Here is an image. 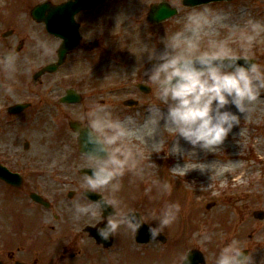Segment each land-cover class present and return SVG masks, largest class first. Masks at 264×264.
Returning <instances> with one entry per match:
<instances>
[{"label":"rangeland","instance_id":"374dc122","mask_svg":"<svg viewBox=\"0 0 264 264\" xmlns=\"http://www.w3.org/2000/svg\"><path fill=\"white\" fill-rule=\"evenodd\" d=\"M44 1L51 0H0V23L31 24V18L28 19L31 7ZM160 1L118 0L117 5L111 6L110 9L103 8L115 18V21L108 24L111 33L118 30L119 33L99 41L98 59L94 61V65L88 62L81 66L80 78L70 74L69 78L60 80L63 87L58 90V96H62L68 86L72 85L83 95L84 101L80 105L64 107L61 105V108L53 104L48 113L37 117L31 125L35 137L33 134L29 136L36 140V151H24L22 147L19 148L18 157L21 161H39V166H44L43 170L49 173L48 177L57 181L66 177L68 179L78 177L84 182L85 179L78 175V170L88 167V162L78 153L76 138L68 128L69 120L64 113L67 112L70 119L85 122L82 117L92 105L106 103L110 106L113 116L124 121L129 128L144 126L149 118L148 105L152 102L161 103L155 97L156 85L147 80L146 75L158 61L150 60L148 54L155 52L158 56L164 49L165 38H171L173 33L185 27V17L190 12L208 9L217 17L212 25L206 26L199 33L197 51L211 50L214 42H224L226 47L237 54H243L245 49L242 48V44L245 43V37L258 31L259 34L256 35L251 48L247 49V53L258 63L264 64V28L257 30L252 27L257 22L264 25V0H235L195 8L183 7L181 0H166L177 8L178 14L158 24L147 22L149 6ZM4 14L7 19L3 18ZM103 24H106L105 20ZM188 33L191 32H186V35ZM34 35L36 27L27 25L24 36ZM55 78L59 82V77ZM42 80L49 82L50 77H44ZM138 82H143L150 90L147 93L141 92L134 87ZM127 99L138 100L136 105L139 107L126 108L123 101ZM229 107L236 111L234 106ZM37 113L38 111L34 116ZM29 137L24 135L23 139ZM157 139L160 140L158 152L154 150L155 140L148 135L133 134L128 138V143L143 152L144 173L142 175L127 173L122 178L125 183L121 186L129 190L133 197L132 200L119 198L126 205L121 208L125 211L132 210L141 202L142 208L148 213L144 216L148 224L157 222L158 217L154 218L150 213L153 210L158 212L166 202L180 206L176 218L163 230L171 236L168 241L172 238L177 241L176 245L169 247V253L159 250L157 246L153 256L158 261L162 260L164 264L174 248H179L178 251L188 247L194 248L197 245L196 241H199L200 250L206 253V261L215 264L219 248L228 240L235 239L240 247L251 253L253 264H264V218L256 219L252 216L254 211H264V101L261 105L254 102L250 110L241 117L239 126L234 127L224 143L208 154L200 149H197L195 154L192 153V146L181 138L178 141L182 151L165 156V153L169 152V146L176 140L175 134L162 132ZM196 160L210 164L209 168L194 169ZM184 164L186 165L184 172L175 171L174 167ZM21 171L24 177L31 175L24 167ZM224 171L226 172L223 173ZM67 178L65 181L69 182ZM129 181L130 183L135 181L136 185L128 186ZM166 182L172 186L170 194L164 190L163 185ZM51 183L56 184L53 181ZM149 185H151V190L147 192L151 195L149 199L136 201L135 199L141 197L138 196L139 193L141 194ZM66 188L72 189L73 186L69 185ZM69 191L66 193L67 196ZM119 193L129 196L120 189ZM8 201L11 202L10 199ZM209 203L214 204L207 210L206 205ZM17 215L14 221H10L8 217L2 220L4 226L2 234L9 236L12 246L20 243V240L13 236V231L17 227ZM22 219H28L26 213ZM35 222L39 223L37 219ZM32 223L33 220L28 224ZM39 232L48 233L44 230L28 233L30 237L27 238L25 247L49 259L46 255L49 253L52 257V252L56 249L46 234L40 235V240L45 241L48 247L44 250L38 248L37 246L42 245H36L31 237L38 235ZM55 232L58 233L55 238L59 237L60 232ZM202 232H207L211 238L200 240L198 235ZM119 244L117 249L125 253L127 259V263L121 264H146L145 261L136 260L130 253L133 246L130 237L119 238ZM133 248L136 255H141L137 254L138 248L135 246ZM178 251L171 252L173 259ZM119 254L117 252L116 256ZM57 255L52 260L58 261ZM57 261L55 263L58 264ZM62 264H66L65 259ZM108 264L117 263L110 261Z\"/></svg>","mask_w":264,"mask_h":264},{"label":"clouds","instance_id":"9594fccd","mask_svg":"<svg viewBox=\"0 0 264 264\" xmlns=\"http://www.w3.org/2000/svg\"><path fill=\"white\" fill-rule=\"evenodd\" d=\"M216 19L208 9L188 13L185 27L173 33L171 38H165L164 49L159 55L155 52L148 54L150 60H158L146 75L147 80L156 85L155 97L161 103L148 105L149 118L144 126L129 128L124 121L113 116L106 103H96L84 113L82 119L85 124L81 127H86L87 132L82 155L88 162L91 174H83L87 187L81 194L87 198L89 191L99 190L109 193L110 198L100 196L95 201L76 203L74 218L79 220L99 215L100 220L93 228L102 240L110 239L121 228L135 234L144 225H147L150 239H156L180 211L178 204L166 202L158 212L153 210L150 213L154 218L158 217L157 222L147 224L144 216L131 209L122 212L116 210L118 201L111 194L120 189L122 178L127 173H144L143 152L128 143L131 135L150 136L155 140L154 150L158 152L159 135L162 132L174 133L176 140L165 156L182 151L177 137L190 144L194 154L197 149L213 152L224 143L234 127L239 126L241 117L250 110L251 105L261 98L264 64L256 62L247 53L258 31L245 37L243 54H237L224 42H214L211 50L197 51L199 33ZM252 27L258 30L264 25L257 22ZM186 32H191V36ZM38 46L44 55H52L56 51V47L48 41H38ZM18 59L15 48L0 52V66L10 75L16 71ZM241 59L243 63H239ZM7 91L12 93L11 88ZM229 106H234L236 111ZM209 165L196 160L194 169L204 170ZM184 167L185 164L174 168ZM163 187L171 193L170 183L166 182ZM150 190L151 185L145 192ZM108 208L112 211L105 217L103 213ZM198 238L208 240L211 236L202 232ZM182 259L183 264H189L187 256ZM215 264H253V256L250 252L245 253L235 239H230L219 248Z\"/></svg>","mask_w":264,"mask_h":264},{"label":"flooded vegetation","instance_id":"af4514ba","mask_svg":"<svg viewBox=\"0 0 264 264\" xmlns=\"http://www.w3.org/2000/svg\"><path fill=\"white\" fill-rule=\"evenodd\" d=\"M65 1L51 0L47 1L46 4L49 6H57L63 4ZM114 5H117V3L107 2L94 10L82 11L74 15V22L77 26L80 44L67 55L65 62L58 68L57 72L50 74L52 77H59V82H57L55 77L52 82H46L40 80V78L36 81L33 80L32 74L44 64L54 63L57 60V51L62 40L47 32L44 24L35 22L32 19L31 24L17 23L8 26L7 24L0 23V52L8 48H15L19 54L17 69L13 74L6 73L4 68L0 66V165L20 175L22 167L31 173V177H24L22 175V182L18 186H11L0 180V248L12 246L9 236L2 234L1 230L4 228L2 220L8 217L10 221H14L16 219L15 215L17 214V227L13 231V236L20 240V243L14 246L25 245L27 238L30 237L28 233H36L39 230L47 231L48 233L39 232L38 235L32 236L31 238L34 239L36 244H47L45 241L40 240V235H48L56 249V251L52 252V257L57 254L62 255L60 257L62 261L63 258L65 259L66 264H108L110 261L116 262L117 264L127 263V259H125L126 254L117 249V246L120 245L119 238L125 236L130 237L131 244L138 248L139 253L137 254H152V256H147L148 258L146 256L145 258L143 257L146 264H162V260L158 261L153 256L156 252V247L158 246L160 248L159 250L169 253V247H174L177 243V241H172V238L168 241L171 236L163 231L161 234L166 238L164 243L161 242L160 236L156 239H150L149 235L148 243L139 245L135 242L136 233L133 234L130 230H123L124 228L118 230L110 239L106 241L102 240L97 234L96 229L93 228V225L100 220L99 215L94 218L83 217L79 220L74 218V205L76 203L89 202L81 194L83 189L77 184L78 179H70L69 182H62L61 180L57 181V179L36 177L39 170L38 166L35 163L25 164L19 161L15 152L18 146L16 140L23 132V120L32 115L36 105L40 103L51 104L52 100L56 98V94L58 95L57 90L59 89L62 78L69 77L70 74L80 78V69L83 64L89 62L94 65V61L98 59L97 50L88 51L87 46L89 42L101 41L105 37H114L115 33H119V30L118 32L111 33L112 30L108 27V24L111 21H115V18L111 16L109 11H104L103 9L104 7L110 9ZM29 17L28 15V19ZM104 19H110V21H107L104 25ZM27 25L36 27V35L32 37L24 36ZM67 31L70 34L71 30L69 28H67ZM109 33L111 34L107 35ZM45 38L50 44L56 47V51L52 55H44L42 48L38 46V41L46 40ZM9 88L12 89L11 94L7 91ZM17 103H28L29 106L25 111L17 114H9V107ZM52 181H55L56 184L51 183ZM68 184L74 186L75 194L67 196L63 193L64 189L62 186ZM31 193L41 195L49 203V207L45 208L43 205L31 201ZM102 195L105 198H110L109 193ZM111 195H114L118 201L116 210L118 212L125 211L121 208L126 205L119 198L125 200H129V198L126 196L120 197L116 194ZM108 211L111 212L112 210L108 209ZM25 213L28 219L23 220L22 218ZM146 215L148 213L144 211L142 216ZM112 218L115 219L116 217ZM35 219L39 223L35 222ZM32 220L34 224L29 225L28 223H31ZM147 222L148 220H146ZM55 231L60 232V236L57 238H55V235L58 233ZM98 241H102V243ZM133 246L131 247L130 253L135 256L136 253L134 252ZM178 249L174 248L171 252L178 251ZM189 249L188 247L185 250H179L175 259H173L172 253L170 252L171 255L165 260L166 263L164 264H181L184 254ZM117 252L120 253L119 256H116ZM2 254L3 251H0V256Z\"/></svg>","mask_w":264,"mask_h":264},{"label":"water","instance_id":"95a60500","mask_svg":"<svg viewBox=\"0 0 264 264\" xmlns=\"http://www.w3.org/2000/svg\"><path fill=\"white\" fill-rule=\"evenodd\" d=\"M103 1V0H71L68 3H66L64 6L62 7H58L56 9H50L48 8L46 5H42V6H38L36 8H34L32 10L31 15L32 16H36L40 18V20H42L43 22H46L47 19L49 18L48 15L51 16H56L55 13H59L62 12L63 10H79V9H83V8H87L90 6H94L95 4H97L98 2ZM213 1H220V0H183V4L185 6H197V5H202V4H207ZM48 12V14L43 17V13L44 12ZM175 14V10L170 9L169 7L165 6V5H159L156 8H153L151 14H150V18L152 20L155 21H161L164 20L172 15ZM76 44V38H72L71 40H67L65 41L61 48L59 49V54H58V63H61L64 56L66 55V53ZM239 63H243V61L239 62ZM55 68V66L49 67V70H53ZM70 95V93H69ZM71 98H73L74 96L70 95ZM76 124H71V127L75 129ZM87 131V130H86ZM85 135L86 132L82 135L81 139H80V145L82 148H84V140H85ZM86 173L91 174V171L88 170ZM255 217L257 218H263V212H257L255 213ZM201 260V259H200Z\"/></svg>","mask_w":264,"mask_h":264},{"label":"bare ground","instance_id":"6f19581e","mask_svg":"<svg viewBox=\"0 0 264 264\" xmlns=\"http://www.w3.org/2000/svg\"><path fill=\"white\" fill-rule=\"evenodd\" d=\"M188 36H191V33H188ZM264 101V90H262V92H261V98L258 100V101H256V104H258V105H261V103ZM179 140L181 139V138H178ZM204 153H209V152H207V151H204ZM184 168L183 169H178V168H175V171L176 172H180V171H183L184 172ZM226 171H224L223 173H225Z\"/></svg>","mask_w":264,"mask_h":264}]
</instances>
